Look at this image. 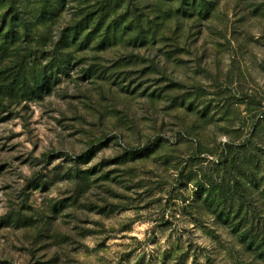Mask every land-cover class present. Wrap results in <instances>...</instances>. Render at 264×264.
I'll return each mask as SVG.
<instances>
[{"label":"rangeland","instance_id":"1","mask_svg":"<svg viewBox=\"0 0 264 264\" xmlns=\"http://www.w3.org/2000/svg\"><path fill=\"white\" fill-rule=\"evenodd\" d=\"M0 264H264V0H0Z\"/></svg>","mask_w":264,"mask_h":264}]
</instances>
